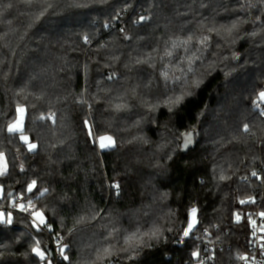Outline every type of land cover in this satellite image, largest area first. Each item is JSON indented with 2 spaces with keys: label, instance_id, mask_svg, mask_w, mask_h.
<instances>
[{
  "label": "trees",
  "instance_id": "obj_1",
  "mask_svg": "<svg viewBox=\"0 0 264 264\" xmlns=\"http://www.w3.org/2000/svg\"><path fill=\"white\" fill-rule=\"evenodd\" d=\"M50 2L54 7L39 19L35 8L27 12L19 5L20 12L25 14L13 11L0 24V33L8 32L6 40L0 41L3 59L0 119L6 123L17 103L26 105L34 117L49 112H55L57 117L55 126L50 121L47 127L40 121L28 125V134L38 138V155L27 153L18 141L9 143L5 136H0V151L9 158L11 172L10 178H4L6 190L15 191L25 180L32 179L37 180L41 189L49 188L50 194L37 200V207L55 220L54 227L70 240L73 253L82 244L81 237L99 236L107 219L115 218L124 227L126 222L119 218L125 219L130 214L144 221L148 219L143 215L145 210L153 218L171 211V218L165 217V222L181 234L187 210L195 206L203 227L224 244L214 264H237L231 256L237 250L246 251L243 244L248 230L243 222L235 223L232 214L250 210L238 206L237 200L264 194V186H259L258 181L244 191L237 177L264 168V152L258 147L250 150L252 141L244 142L243 137L241 143L230 141L238 126L254 121L252 101L264 90V30L249 20L240 26L235 43L229 39L224 44L240 55L236 63L229 62L233 74L221 68L208 73L200 70H205L209 61L222 57L227 48L216 49L214 56L206 53L205 65L195 66L189 86L175 93L184 95L181 104L170 106L171 111L162 105L149 113L146 108L131 107L128 97L124 101L117 99L138 78L146 81L154 75L147 65H135V58H144L154 48L162 54L163 41L185 38L188 29L196 30L201 17L209 18L205 21L207 26L213 16L217 27L228 23L235 14L225 11V5L232 7L233 0H210L209 6L203 9L194 4L192 11L185 7L191 0H165L164 6H158V0ZM74 3L81 6H73ZM186 11L187 15L176 14ZM119 15H122L123 31L112 30L109 26L115 24ZM141 15L151 19L135 23ZM255 15L253 11L252 19ZM7 20L12 21L11 25ZM253 27L260 34L255 38L247 36ZM84 36L89 37V43L84 42ZM125 64L129 67L125 68ZM113 71L124 77L119 83L106 79ZM197 75L204 76L198 89L191 83ZM227 84L238 90L232 98H228ZM81 94L93 104L91 112L76 103ZM121 102H128L130 110L115 111L114 105ZM208 110L214 112V118L207 114L203 119ZM86 116L94 117V126L100 134L117 138L116 149L100 152L89 144L82 127ZM137 120L141 121L140 125L133 127ZM188 131L198 135L187 149L181 150L179 140L173 137ZM210 133V138L205 137ZM133 137H142L147 142L129 144ZM13 157L16 158L14 168ZM21 161L27 175L19 172ZM221 167L232 179L219 181ZM113 182L121 185L119 195L109 187ZM90 206L105 210V219L76 225L79 217L89 215ZM17 215L14 212L13 218ZM73 227L84 230L69 237L68 229ZM16 232L0 228V244L4 245L0 249V264H34L35 257L28 255L27 248L19 243L23 239ZM23 232L27 240L31 233ZM169 233H164L163 238L168 237L166 241H152L150 247L139 251L138 261L131 264H193L191 252L197 244L189 241L177 246L172 240L173 233ZM69 254L73 261L76 256Z\"/></svg>",
  "mask_w": 264,
  "mask_h": 264
},
{
  "label": "snow or ice",
  "instance_id": "obj_2",
  "mask_svg": "<svg viewBox=\"0 0 264 264\" xmlns=\"http://www.w3.org/2000/svg\"><path fill=\"white\" fill-rule=\"evenodd\" d=\"M209 3L210 0H191V3H186L185 7L187 11H192V5L194 4H198L199 8L203 9L207 8ZM19 5H23L27 12L35 8L38 11L36 19L44 16L49 9L54 7L50 0H0V24L5 22L6 15H10L13 11L20 12ZM164 5L165 0H158V6ZM73 6L79 7L81 5L74 3ZM187 11L184 13L177 12L176 14L187 15ZM225 11L234 13L235 18L217 27L215 16L211 18L210 26L205 24V21L209 18L201 17L197 22L196 30L188 29L185 38L176 37L175 39L163 41L162 54L160 49L154 48L144 58H135L133 61L135 65H147L153 69L154 75H151L146 81L138 78V82L129 84L124 89V95L117 97V99L124 101L125 97H128L132 101L131 107H143L149 113L155 112L162 105L168 108L169 111L172 110L170 106L180 105L184 100V95H175V93L189 86L190 76L195 75V66L205 65L206 53L208 56L216 55L215 50L222 47V41L226 44L231 39V42L235 43L240 26L248 23L249 20L254 26L258 25L260 30H264V0H233V6L229 8L225 5ZM253 11L256 13L255 19H252ZM24 14L25 12H20V15ZM150 19V16L141 15L135 23H145ZM11 23V20H7L8 25H11ZM9 31H12V29H9ZM197 31H199V35H197ZM7 35L8 32L0 33V41H5ZM257 35H259V32L256 27H253V30L247 33V36L253 38ZM124 38L129 39L127 36ZM83 39L85 43L90 42L88 36H84ZM114 59L119 58L115 57ZM223 59L227 60L228 57L224 56ZM232 59L238 60L239 56L233 55ZM2 63L3 59L0 58V64ZM158 64L159 67H157ZM208 65V70L211 71L212 62L209 61ZM124 66L125 68L129 67L128 64ZM123 78L115 71L109 73L106 77L107 80L117 83ZM191 83L197 89L201 85L200 80H192ZM76 103L86 107L89 112L93 109V104L89 103L88 99L83 97V94L76 100ZM252 107L255 110L254 121L242 123L238 126L230 142L241 143L240 138L243 137L244 142L252 141L249 145L250 150L258 147L260 152H264V90L256 94L255 100L252 101ZM96 110L99 111V109ZM114 110L117 112L130 110V104L128 102L116 103ZM36 121L42 122L44 127L48 126L47 122L49 121L52 126H55L57 117L55 112L34 117L26 105L17 103L13 112L9 114L6 123L0 119V136H5L9 143L18 141L20 147L25 148L27 153L38 155V138L28 134L30 131L28 125ZM140 123L141 121L137 120L133 127L139 126ZM94 125V117L86 116L83 119L82 127L86 130L89 144L100 152L116 149L118 147L117 138L110 134H100V130ZM196 135H198V132L188 131L177 133V136H174L173 139H178V146L181 150H185L193 143V137ZM140 141H143L142 137H133L128 143ZM143 142L146 143L147 141ZM170 151H172L171 148ZM171 158L169 155L168 159ZM15 159V157L12 158L13 168L16 166ZM24 159H27V156ZM253 159H256V157H253ZM245 166L247 167V165ZM19 172L27 175L23 161L19 164ZM215 172L216 169L213 168V173L215 174ZM10 176L9 158L4 152L0 151V224H11L14 212L24 213L25 218L29 221L30 228L35 233L34 235L30 234L32 241L31 254L38 259V264H53L54 260L56 264H73L69 253L73 255H76V253H73L70 240L56 230L54 227L55 220L50 219L45 211L38 208L36 204L37 200H42L50 194V189H41L37 180L32 179L30 182L25 180L14 192L7 191L4 178H10ZM218 179L219 181H226L232 179V177L226 174L224 167H221ZM237 179L240 182L239 186L243 187L244 191L256 181L259 182V186H264V168L253 169L249 174L241 175ZM109 187L115 190L116 195H119L121 187L119 182H113ZM5 202H7V207L3 206ZM237 204L238 206L255 205L260 211L243 212L237 210L232 214L235 223H244L248 235L243 244L246 251L237 250L235 255L231 256V249H229L231 259L237 264H240V262L242 264H264V200L258 203L255 196L249 195L247 198H239ZM87 211L89 215L79 217L75 222L76 225H80L85 221L91 223L105 219V210H97L90 206ZM143 215L148 219L135 222L129 220L127 228L123 227L115 218L107 219L98 238L93 234V239L89 240L87 251L80 256L79 264H128V262L136 259V254L144 247H150L152 241H159L164 237L165 231H173L165 222V217L171 218V211L158 218H153L147 210L144 211ZM185 221L181 238L177 243L183 244L188 238L200 239L195 234L201 230L205 237L212 235L207 228L203 227L198 216L197 207L192 206L187 210ZM83 230L77 227L69 228L68 236L71 237L74 233ZM45 233H47L49 240L48 245L41 244V239ZM3 247L4 245L0 244V249ZM191 257L196 261V264H208V262L214 264L217 253L214 249L208 247L203 249L196 247L191 252Z\"/></svg>",
  "mask_w": 264,
  "mask_h": 264
},
{
  "label": "rangeland",
  "instance_id": "obj_3",
  "mask_svg": "<svg viewBox=\"0 0 264 264\" xmlns=\"http://www.w3.org/2000/svg\"><path fill=\"white\" fill-rule=\"evenodd\" d=\"M260 35V34H259ZM258 36V35H257ZM256 36V37H257ZM224 44L225 43H223L222 42V48H220V49H218L219 51H223V50H225L226 48H227V50L226 51H224V53H223V56L222 57H220V58H215V59H213L211 62H212V65H211V68H212V70L211 71H215L216 69H218V68H221V69H224V72H229L230 74H233L234 73V70H230V68H229V62L230 63H236L239 59H240V55L239 54H236L235 52H234V50H232L231 51V49L229 48V46H224ZM227 44V43H226ZM233 55H238L239 56V59L238 60H233L232 59V57H233ZM224 56H227L228 57V59L227 60H224L223 59V57ZM218 65H219V67H218ZM200 70H202V71H204L205 73L207 72H210L209 70H208V65H207V67L205 68V70L204 69H200ZM229 75V74H228ZM194 80H200L201 81V83H202V81L204 80V76L203 75H201V76H199V75H197L196 77H195V79ZM227 86H229V89H230V94H229V96H228V98H232L231 96L233 95V93H235L236 91H238V90H236V88L233 86V88L231 89L230 87L232 86L231 84H227ZM251 89H252V87H251ZM229 101V100H228ZM222 111L223 112H225V108L224 109H222ZM221 112V111H220ZM220 112H219V114H220ZM207 114H209V116H210V118H214V112L213 111H211V110H208L202 117H203V119L207 116ZM216 115V114H215ZM211 137L212 135H211V133L210 134H207V135H205V137ZM4 207H6L7 206V204L5 205H3ZM18 212V211H17ZM18 214L19 215H17L15 218H13V222L11 223V224H0V228L1 229H13V230H16L17 232V235H18V237H20L21 239H23V240H21L20 242H19V240H18V242L19 243H21V245L23 246V248H27V251L30 253V254H28V255H32L31 254V244H32V241H31V238H30V236L28 237V239L27 240H25V232H23L24 230H26V232H30L31 234H35L34 232H33V230L30 228V226H29V221L25 218V214L24 213H21V212H18ZM124 217V216H123ZM119 220H121V221H125L126 222V224L124 225V227L125 228H127L128 227V221L129 220H132L133 222H135V221H139L140 219L139 218H137V216L135 217V215H130L129 214V216L128 217H126L125 219H121V218H119ZM141 221V220H140ZM122 225V224H121ZM123 226V225H122ZM103 230V229H102ZM11 231V230H10ZM178 232H179V230L178 231H171L170 233H169V235L170 234H172L173 233V235L174 236H181L182 235V233L181 234H178ZM67 235H68V233H67ZM97 238H98V236H96ZM167 238L168 237H165V238H161L159 241H154L155 243H159L160 241H166L167 240ZM66 239H67V236H66ZM90 239H93V234H91L90 236H83V237H81V242H82V244L80 245V246H76L77 248V250H76V257H75V259L73 260V264H79V261H80V256L82 255V254H84L86 251H87V245H88V243H89V240ZM48 242H49V240H48V238H47V233H45L44 234V236H43V238L41 239V244L42 245H46V244H48ZM70 255V254H69ZM138 261V259H137V257H136V259L134 260V262H137ZM129 264H131V263H133V261H131V262H128ZM28 264V263H27ZM34 264H38V259L35 257V263ZM53 264H56V262L55 261H53ZM193 264H195L194 263V259H193Z\"/></svg>",
  "mask_w": 264,
  "mask_h": 264
},
{
  "label": "built area",
  "instance_id": "obj_4",
  "mask_svg": "<svg viewBox=\"0 0 264 264\" xmlns=\"http://www.w3.org/2000/svg\"><path fill=\"white\" fill-rule=\"evenodd\" d=\"M109 28H111L112 30L114 29H123L122 28V15H119V17L117 18L115 24H112L111 26H109ZM256 197L257 202L260 203L262 200H264V194L262 193H258L257 195H253ZM250 208V210L248 209L247 211L244 210H240L243 212H250V211H260V209L258 207H256L255 205L252 206H248V205H244V208ZM196 237H200V239H196V238H188L185 240V242L183 244L181 243H177V241L181 238V236H173L172 240L174 242V244H176L177 246H183L185 245L187 242L189 241H193L197 244V247L203 249L205 247H208L209 249H214L216 251V253L218 251H221L224 248V244L221 243L219 240H217L216 238H214L213 235L209 236V237H205L203 235V232H196ZM203 254V253H202ZM55 261V260H54ZM194 263L196 264V261L194 260ZM213 262H208V264H212Z\"/></svg>",
  "mask_w": 264,
  "mask_h": 264
},
{
  "label": "water",
  "instance_id": "obj_5",
  "mask_svg": "<svg viewBox=\"0 0 264 264\" xmlns=\"http://www.w3.org/2000/svg\"><path fill=\"white\" fill-rule=\"evenodd\" d=\"M14 192V191H13Z\"/></svg>",
  "mask_w": 264,
  "mask_h": 264
}]
</instances>
